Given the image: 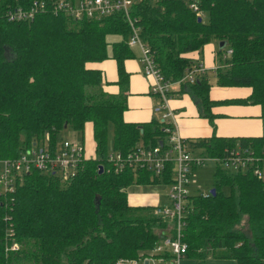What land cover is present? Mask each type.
<instances>
[{
	"label": "trees",
	"instance_id": "trees-1",
	"mask_svg": "<svg viewBox=\"0 0 264 264\" xmlns=\"http://www.w3.org/2000/svg\"><path fill=\"white\" fill-rule=\"evenodd\" d=\"M31 1L0 0V156L15 157L43 141L53 148L63 128L82 134L87 122L95 156H82L75 173L64 180L32 168L12 191H0V264H114L119 257L168 258L169 252L153 250L165 235L167 220L154 213V202L131 203L127 188L167 182L169 171L160 178L143 168L107 169L109 149L126 152L137 144L152 146L164 135L158 118L123 119L128 87L123 62L134 56L126 42L125 18L120 12L96 19L47 10L26 20L7 18V10L28 7ZM130 14L154 66L169 82L180 79L196 62L189 52L223 41L214 50L211 78L205 70L192 82L175 85L170 96L187 93L198 115L212 126L211 106L222 102L259 104L264 119V0H199L198 13L185 0H137ZM107 34L121 38L108 42ZM108 57L116 64L114 93L103 89L101 70L87 65ZM212 84L248 86L250 92L212 100ZM185 139L191 150L209 155H222L224 146L235 143L254 154L264 150V133ZM254 165L232 171L216 164L214 192L187 195L189 210L180 236L186 244L183 257L194 264H205L208 258L264 264V178L252 173ZM8 228L19 243L17 249L5 248Z\"/></svg>",
	"mask_w": 264,
	"mask_h": 264
},
{
	"label": "built area",
	"instance_id": "built-area-1",
	"mask_svg": "<svg viewBox=\"0 0 264 264\" xmlns=\"http://www.w3.org/2000/svg\"><path fill=\"white\" fill-rule=\"evenodd\" d=\"M137 0H32L28 7H16L7 10L9 20H26L35 13L50 11L62 13L73 18H100L114 12L122 13L129 27L127 45L137 47L139 50L138 59L141 63L142 73L151 77L149 90L158 99L159 119L164 123L162 126L164 135L157 144L144 146L137 144L133 148L122 152L119 149H109L106 155L108 162L107 169L113 172H120L124 168H143L158 175L160 178L169 171L170 178L166 190L167 203H154V213L167 220L165 235L161 237L154 247V252H169V257L162 255L157 257L138 256L133 258L119 257L114 264H143V259H148V264H155L153 261L163 264H180L186 244L181 240V227L184 223V216L189 210L187 207L188 188L193 187L191 180L192 170L207 160L226 167L232 171L243 170L253 163L252 173L257 177L264 178V150L261 154H254L252 149L235 143L233 146H224L222 155H209L200 149L191 150L185 137L180 135L176 122V114L168 104L172 87L182 81L192 82L200 74H203L206 67L203 63L196 61L186 69L180 79L175 82L165 80L154 66L149 47L143 43L139 35V26L130 14L131 6ZM191 10L198 13L199 0H185ZM226 49V53L229 52ZM47 138V136H45ZM81 143L60 138L53 148H48L47 142L42 145H33L21 151L15 157L0 156V186L1 192L12 191L14 184L22 174L37 169L46 174H55L61 180L73 175L78 162L84 156ZM158 184V183H156ZM202 194H206L201 192ZM169 230L173 234L169 233ZM171 235V236H169ZM6 249H17L18 245L12 238V230L6 231ZM9 241V243H7Z\"/></svg>",
	"mask_w": 264,
	"mask_h": 264
},
{
	"label": "crops",
	"instance_id": "crops-1",
	"mask_svg": "<svg viewBox=\"0 0 264 264\" xmlns=\"http://www.w3.org/2000/svg\"><path fill=\"white\" fill-rule=\"evenodd\" d=\"M203 45L201 50H193L187 55L203 63L207 72H211L215 66L214 50L216 43ZM134 56L124 59V68L128 73L126 108L122 112L126 121H148L151 118H159L157 109L158 99L150 90L151 77L142 73L141 63L138 59L139 50L134 51ZM138 49V48H137ZM89 67L98 68L102 72L103 89L109 93L117 91L116 64L113 58H105L100 61L88 62ZM176 89V87H175ZM250 92L248 86H222L212 84L209 87L208 96L212 100L244 97ZM168 104L176 114V122L180 135L185 138L209 136L211 133L220 136H256L264 129V122L260 117V106L256 103L222 102L211 106L214 114L213 126L209 121L198 115L197 109L187 93L170 96ZM141 197H140V196ZM138 200L134 203L154 202L151 195L135 194ZM184 258V257H183ZM186 258V257H185ZM184 261V260H183ZM180 260L181 264L189 261ZM205 264H235L230 258H208Z\"/></svg>",
	"mask_w": 264,
	"mask_h": 264
},
{
	"label": "rangeland",
	"instance_id": "rangeland-1",
	"mask_svg": "<svg viewBox=\"0 0 264 264\" xmlns=\"http://www.w3.org/2000/svg\"><path fill=\"white\" fill-rule=\"evenodd\" d=\"M108 42L112 40H119L121 37L118 34H107L106 36ZM214 44L216 43L215 41L213 42ZM109 48V44H108ZM216 49V48H215ZM134 51H138L137 47L133 49ZM139 52V51H138ZM208 75L211 78V72H208ZM175 88V87H172ZM159 119V118H158ZM264 122V119H263ZM264 132V129H263ZM109 140L111 139V135L109 133ZM60 137L64 139H68L71 141H76L82 144L83 146V151L85 155H91L95 156L94 150H93V141H92V136H91V130H90V123L87 122L84 124L82 134L74 131L71 127H66L63 128L62 131L60 132ZM110 144V141L109 143ZM102 165V164H101ZM216 166V163L212 160H207L204 163H202L200 166L195 167L192 172H191V180H192V185L193 187L188 188L191 191H198V192H203L207 193L211 188L214 186V178H213V170ZM197 188V189H196ZM168 189L167 184H131L127 188V193H128V200L131 203L136 202L138 200L134 195L135 194H148L151 195V197L154 199V203H167V199L165 198L166 196V190ZM2 190V187L0 186V191ZM221 190L223 192L228 191L227 186H221ZM140 196V195H139ZM141 197V196H140ZM135 204V203H134ZM244 224L241 223V227H243ZM168 229V228H167ZM171 236V235H169ZM13 238V236H12ZM13 240H15L13 238ZM19 247V243L15 240ZM9 243V241L7 242ZM189 261L188 264H194V262L190 258H181V261ZM183 261V263H184ZM155 264H163V262H157L153 261ZM181 264V262H180Z\"/></svg>",
	"mask_w": 264,
	"mask_h": 264
},
{
	"label": "water",
	"instance_id": "water-1",
	"mask_svg": "<svg viewBox=\"0 0 264 264\" xmlns=\"http://www.w3.org/2000/svg\"><path fill=\"white\" fill-rule=\"evenodd\" d=\"M199 19H200V18L197 17V20H199ZM222 44H223V41H219V42L217 43V47L220 48V47L222 46ZM64 126H65V124H64ZM97 171H98V172H101V171H102V165H101V164H98V166H97ZM213 192H214V189H213V188H211V189L208 191V193H210V194H212ZM143 264H148V259H147V258L143 259Z\"/></svg>",
	"mask_w": 264,
	"mask_h": 264
}]
</instances>
